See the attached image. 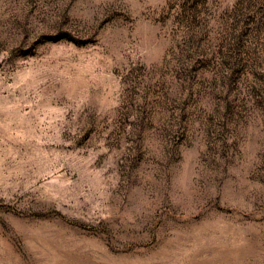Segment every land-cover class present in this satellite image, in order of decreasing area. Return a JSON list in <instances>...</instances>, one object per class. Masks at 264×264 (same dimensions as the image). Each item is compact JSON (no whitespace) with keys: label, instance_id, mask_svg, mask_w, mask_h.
<instances>
[{"label":"rangeland","instance_id":"374dc122","mask_svg":"<svg viewBox=\"0 0 264 264\" xmlns=\"http://www.w3.org/2000/svg\"><path fill=\"white\" fill-rule=\"evenodd\" d=\"M0 264H264V0H0Z\"/></svg>","mask_w":264,"mask_h":264}]
</instances>
